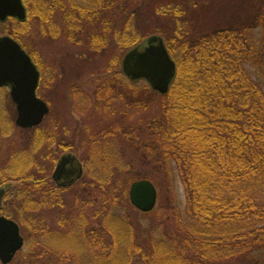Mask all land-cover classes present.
<instances>
[{"label": "trees", "instance_id": "trees-1", "mask_svg": "<svg viewBox=\"0 0 264 264\" xmlns=\"http://www.w3.org/2000/svg\"><path fill=\"white\" fill-rule=\"evenodd\" d=\"M22 1L28 9V0ZM99 1L51 0L50 6L39 1L37 4L41 7L36 13L28 9L29 14L22 24L26 25L31 16L46 23L48 15L59 10L63 24L60 29L54 28V37L70 41L74 47L84 43L90 50V54L84 56L92 58L101 59L107 54L109 46L113 47V38L123 50H131L144 42L137 44L138 35L131 25L135 12H129L131 6H141L144 0H123V4L121 0ZM98 3L102 5L100 9L96 7ZM88 4L94 6V12ZM110 9H122L123 28L110 31L113 28ZM252 30L251 27L248 32ZM222 32L234 30L217 34ZM236 32L247 36L242 27ZM12 37L18 39L19 36L13 34ZM165 45L175 65V76L166 93H156L147 83L132 88L125 82L132 84L133 81L120 72L121 89L117 94L110 90L111 96L107 99L116 98L127 107L140 110L160 100V112L138 130L131 126L115 129L113 125L117 124L110 122L96 126L98 136L103 137L89 142L90 148L81 162L83 172L71 187L57 188L46 178L47 160L40 162L36 158L33 170L28 168L17 177L9 170L0 172L21 181L22 187L4 188L3 199L10 197L13 190L20 199L17 198L13 208L3 211V215L16 221L20 231L24 226L30 227L28 220L34 223L30 231L35 232L33 244L40 247V252L34 254L31 250V254L37 261L42 258L40 253L56 256L49 245L52 238L62 241L72 236L73 249L66 250L65 254L69 264H264L263 57L252 42L246 46L251 56L248 54L247 59L238 60L234 57L232 66L226 58L215 57L213 62L210 58L208 62L207 49H200L203 55L191 59L187 54L189 48H184V44L180 55L174 53L168 39ZM238 50L241 49L238 47ZM237 65L247 66L246 87H242L240 81L237 83L238 75L227 74L228 69L239 67ZM210 69L219 75H206ZM100 84L96 93L105 85L116 86L115 82L106 83L105 79ZM41 129L39 125L27 130L32 131L31 140L22 152L30 158L29 164L38 150L40 153L42 147L55 142V133L54 137L43 138ZM85 130L90 131V127L85 126ZM136 132L140 138L134 142L132 135ZM118 135L125 148L134 147L140 166L147 168L133 180L132 161L125 159L123 153L114 155ZM105 137L110 140L106 141ZM57 147L60 149L61 145ZM10 179L0 176V186ZM139 180H147L154 186L157 199L154 209L141 213L138 219L129 213L134 209L119 186H127V183L130 186ZM178 187L183 189L184 207L175 197ZM66 192L71 195L69 201L64 197ZM157 202L161 204L159 210ZM94 203H99L98 207L92 210L90 217L85 216L83 210ZM40 207L45 210L65 208L69 216L60 220L59 229L44 227L38 234L39 225L35 222L39 220L42 225V218L32 215H39ZM90 220L97 221L96 229L90 225ZM18 254L9 264L19 260ZM56 261L64 264L60 258Z\"/></svg>", "mask_w": 264, "mask_h": 264}, {"label": "rangeland", "instance_id": "rangeland-1", "mask_svg": "<svg viewBox=\"0 0 264 264\" xmlns=\"http://www.w3.org/2000/svg\"><path fill=\"white\" fill-rule=\"evenodd\" d=\"M39 1L46 6H50L49 2H51V0H28L29 12L32 11V9H34L33 11L35 12L41 7L40 4H37ZM61 1L62 3L63 1L65 2V0ZM144 1L145 2L142 3L143 5L141 4V6L138 7L131 6L129 9V12H131V10L135 12L131 25L138 35L137 44L141 43L143 40L145 41L150 36H158L162 40L169 56L170 54L165 45V40L167 41V39L170 41L176 55H180L184 48L188 47L189 52L187 54L191 59H194L196 56L203 55V53H201L202 49H207L205 50V59H207L208 62L210 58V62H213L215 57L218 59L221 58V60L226 58L232 66L231 62L235 59L238 60L240 57L247 59L249 48L247 50L246 46H248V43L252 42L256 43L257 49L259 53H261L264 61V0ZM99 2L102 1L100 0ZM123 2L124 1L121 0L122 4ZM121 3L118 4L120 5ZM94 4H96V2ZM88 5L94 12V6H92V4ZM101 6L102 5L98 3L96 7L100 9ZM28 9L25 8L26 18L29 14ZM109 13L110 23H113V28H111L110 31L123 28L121 20L124 15L122 9H110ZM104 19H106V17H104ZM22 23L23 22H18L12 18L0 22V36H9L14 39L24 48L23 50L25 52L31 55L37 68L41 65L43 73L40 85L37 88V96L48 105L49 114L45 122H42L40 126L42 127L41 130L44 131L43 138L49 135L54 137V133L56 137L55 142L42 147L40 153L38 150V153L31 161L32 164H29L28 160L30 158H26V155L22 151L25 149V144H30L31 135L29 134L32 133V131L27 132L28 129H20L15 126V107L11 103L8 90L6 88H0V172L9 170L13 172V177H17L20 174H25L28 168L33 167V162L35 160L38 159L40 162H45L47 160L45 164L49 167L47 166V170H45L46 178L53 182L51 180V175L55 169L58 158L62 154L65 152L75 154L82 162L85 153L88 152L90 148L88 145L89 142L94 138L101 139L103 137L98 136L95 131L96 126H100L102 123L107 125L110 122V124H117L113 125L115 129L131 126L130 128L138 130L139 126L145 125L157 112H160V100H156V103L149 106L146 110H140L134 106L127 107L116 98L114 100H107L111 96L109 93L110 90H112L114 94H117V90L121 89L122 81H119L118 76L120 72H122V59L129 51L123 50L121 46L119 47L115 42L116 39L113 38V47L109 46L107 54L101 59L100 57L87 58V56L84 55L90 54V50L84 43L74 47L70 44V41L64 39L58 40L54 37V28L60 29L62 27L61 12L59 10H56L53 14L50 13L46 23L41 22L40 18L37 16H31L26 25ZM241 27L246 30V37L236 32L237 29ZM251 27L254 28V30L248 32ZM225 30H234L235 33L222 32V34H217V32ZM13 34L18 35V39L13 38ZM238 47L241 49L240 51ZM249 56L251 55L249 54ZM234 57L236 58L233 59ZM246 67L239 66L235 68L233 66V68L228 69L227 72V74L233 73L234 75H238L240 79H238L237 83L240 81V84L243 85L242 87H246L247 85V76L244 72L247 69ZM239 72H241V74ZM205 74L215 77L217 74L219 75V72L210 69ZM104 79L106 83L108 81L115 82L116 86L111 88L110 85H105V88H102L96 93V89L100 88L102 85L100 83ZM125 84L132 88L146 86V82L143 80L133 81L132 84L128 83L126 80ZM261 84L264 93V81ZM157 96V99H159L158 94ZM83 100L86 101L83 102ZM111 112H113L112 115H110ZM107 116L110 117L104 119ZM85 126L90 127V131L87 132ZM137 133L138 132L132 135L134 142L140 138V134ZM105 140L108 141L110 139L105 137ZM115 142L116 149L113 151L116 153H114V155L123 153L125 159L132 161V166L130 167V173L132 175L131 180L135 179V175L142 173L143 170H147V168L140 166L138 162L139 156L138 153L134 152V147H124L125 145L123 139H121V135L116 137ZM145 144L146 141L141 145L144 146ZM57 145H61V148L58 149ZM54 158L56 160L52 162ZM48 160H50V162ZM30 170L32 171L33 168ZM0 176L11 178L8 180L9 182L1 185L0 188L4 189L5 187H10L15 189L22 187L21 181L13 180L9 173H2ZM84 179H86V177H84ZM130 183L129 181V184ZM128 186V183L127 186L123 184L119 186V190H123L121 194L123 195L125 191L124 195H127V198L131 185ZM174 192L179 205L184 207L185 198L183 189L178 187ZM65 196L68 197L67 199L69 201V196L71 197V195L66 192L64 194V197ZM17 198L19 197H17V193L13 190L10 193V197H6L2 200L0 216H4L3 211L8 210V208H13L12 205H16L14 202H17ZM98 204L94 203L90 208L84 209L83 214L90 217L92 210L96 209ZM160 206L161 204L157 202V210L160 209ZM132 208L134 210L129 211L132 217H137L138 219L142 217V212H139L133 206ZM39 210V215L31 214L34 217L42 218V225H40L41 223L39 220L35 222L39 225L40 231L38 234H40L42 229L45 230L44 227L51 230L59 229L60 220L64 221L65 218L69 216L65 214V208H51L45 210L40 207ZM6 213L10 214V211ZM27 222L30 227L26 229L24 226L23 229L25 231L23 229L20 231L23 239V247L17 255L19 256V260L14 264H57L56 258H60V260L64 261V264H69L67 263L68 260H66L65 254L66 250L73 249L72 236H68L62 241L58 238H52V242H49V245H51V251L56 253V256L51 257L46 253H40L39 256L42 258L37 261V259H34L35 255L33 257L31 254V250L35 251L34 254L40 252V247L33 244L35 232L32 230L30 231L34 223L29 220ZM90 225L95 227V229L98 226L96 220H90ZM84 250H86V247Z\"/></svg>", "mask_w": 264, "mask_h": 264}, {"label": "water", "instance_id": "water-1", "mask_svg": "<svg viewBox=\"0 0 264 264\" xmlns=\"http://www.w3.org/2000/svg\"><path fill=\"white\" fill-rule=\"evenodd\" d=\"M8 18L24 22L25 8L21 0H0V22ZM122 73L131 81L144 80L159 94L168 90L174 76L175 65L158 36L148 37L141 45L129 50L123 57ZM39 72L30 56L9 36H0V88H6L15 107V126L31 129L39 126L49 109L36 95ZM81 176V166L74 155L64 154L51 175L58 187H67ZM5 190L0 188V205ZM130 204L139 212L148 213L156 204L154 186L147 180L131 184L128 192ZM23 239L18 225L0 216V263L8 264L22 249Z\"/></svg>", "mask_w": 264, "mask_h": 264}, {"label": "flooded vegetation", "instance_id": "flooded-vegetation-1", "mask_svg": "<svg viewBox=\"0 0 264 264\" xmlns=\"http://www.w3.org/2000/svg\"><path fill=\"white\" fill-rule=\"evenodd\" d=\"M22 3H23V1H22ZM23 5H24V3H23ZM25 6V5H24ZM26 8V7H25ZM62 24H63V22H62ZM61 24V25H62ZM58 32H59V30H58ZM58 40H62L61 38H59ZM105 56V55H104ZM87 58H90V57H87ZM37 70H38V72H39V84H38V86L40 85V81H41V79H42V67H41V65H40V67L39 68H37ZM123 74V73H122ZM124 75V74H123ZM49 114V113H48ZM48 116V115H47ZM46 119V118H45ZM64 154H71V153H69V152H65ZM64 154H62V155H64ZM61 155V156H62ZM71 155H74L76 158H77V160H78V162H79V164H80V166H81V173L83 172V167H82V164H81V161L79 160V158L75 155V154H71ZM60 156V157H61ZM60 157L58 158V160L60 159ZM58 160H57V162H58ZM57 162H56V164H57ZM51 180H52V178H51ZM53 181V180H52ZM53 183H54V185L57 187V188H68V187H71V185L70 186H67V187H58V185L53 181Z\"/></svg>", "mask_w": 264, "mask_h": 264}]
</instances>
